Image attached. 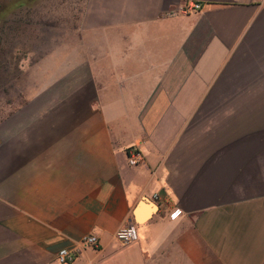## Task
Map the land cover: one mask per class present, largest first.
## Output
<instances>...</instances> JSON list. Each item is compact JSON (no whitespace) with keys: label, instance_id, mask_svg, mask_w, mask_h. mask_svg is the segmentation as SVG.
Listing matches in <instances>:
<instances>
[{"label":"crops","instance_id":"0c3cea01","mask_svg":"<svg viewBox=\"0 0 264 264\" xmlns=\"http://www.w3.org/2000/svg\"><path fill=\"white\" fill-rule=\"evenodd\" d=\"M76 33L3 116L0 264H264V0H86Z\"/></svg>","mask_w":264,"mask_h":264},{"label":"rangeland","instance_id":"374dc122","mask_svg":"<svg viewBox=\"0 0 264 264\" xmlns=\"http://www.w3.org/2000/svg\"><path fill=\"white\" fill-rule=\"evenodd\" d=\"M85 2L0 0V127L18 96L35 92L38 65L73 40Z\"/></svg>","mask_w":264,"mask_h":264},{"label":"built area","instance_id":"2783aa9c","mask_svg":"<svg viewBox=\"0 0 264 264\" xmlns=\"http://www.w3.org/2000/svg\"><path fill=\"white\" fill-rule=\"evenodd\" d=\"M201 8L202 6L199 3L193 2V3L185 4L179 10L189 13L192 11H199L201 10ZM179 10L178 9L172 10L170 14L174 15ZM143 159H144L143 154L138 148L134 147L130 149L127 156V161L129 165L131 166L138 165L143 161ZM181 213L182 211L180 209H176L173 212H171L170 217L172 219H176ZM138 236H139L138 228L133 222H128L120 226L115 233V238L124 245L135 242L138 239ZM81 243L85 247H98L99 239L94 234H88L83 237ZM77 252H78L77 249L61 248L58 251L57 259L61 264H66L75 259V257L77 256Z\"/></svg>","mask_w":264,"mask_h":264},{"label":"water","instance_id":"95a60500","mask_svg":"<svg viewBox=\"0 0 264 264\" xmlns=\"http://www.w3.org/2000/svg\"><path fill=\"white\" fill-rule=\"evenodd\" d=\"M136 212H138V209L136 208Z\"/></svg>","mask_w":264,"mask_h":264}]
</instances>
